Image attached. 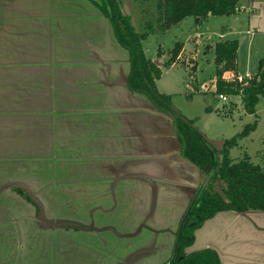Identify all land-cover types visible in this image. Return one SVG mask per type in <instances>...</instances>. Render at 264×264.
I'll return each mask as SVG.
<instances>
[{
  "label": "crops",
  "instance_id": "obj_1",
  "mask_svg": "<svg viewBox=\"0 0 264 264\" xmlns=\"http://www.w3.org/2000/svg\"><path fill=\"white\" fill-rule=\"evenodd\" d=\"M129 72L90 0H0V264L173 257L200 174ZM194 236L187 255L264 264V211L220 212Z\"/></svg>",
  "mask_w": 264,
  "mask_h": 264
},
{
  "label": "trees",
  "instance_id": "obj_2",
  "mask_svg": "<svg viewBox=\"0 0 264 264\" xmlns=\"http://www.w3.org/2000/svg\"><path fill=\"white\" fill-rule=\"evenodd\" d=\"M100 13L107 18L113 27L118 43L128 51L130 72L127 87L130 91L144 95L154 107L170 117L176 136L182 147V156L201 174L207 165L211 170L206 172L207 178L200 187L196 199L191 204L186 219L177 234V242L173 257L166 264H221L214 251L205 250L187 255L186 251L195 241L194 232L206 220L220 212L233 211L239 214L248 211H264V169L251 163L249 158L235 163L230 158V150L238 142L247 138L256 129V123L247 125L242 133L224 141L221 149H215L206 143L194 122L179 114L172 102V96L161 94L156 82L161 79L162 71L147 58L142 42L153 32L152 28L137 33L133 29L130 16L120 10L118 0H90ZM239 0H162L163 31H168L187 17L195 19L198 25L211 17L228 16L240 12L237 7ZM184 52V44L176 43L169 51L168 60L163 67L170 68L179 63ZM215 93L219 96H238L241 98L245 113L254 115L260 98H264V64L260 65L255 74L244 78L242 83L224 79L226 72L237 73L238 42L224 40L215 43ZM158 58L166 56L160 48ZM194 64V62H193ZM193 69H196L193 66ZM236 76V75H235ZM237 77V76H236ZM209 112L211 110L208 109ZM214 155L212 158L209 150ZM226 183V187H217L216 182ZM228 200L225 203L217 189Z\"/></svg>",
  "mask_w": 264,
  "mask_h": 264
},
{
  "label": "rangeland",
  "instance_id": "obj_3",
  "mask_svg": "<svg viewBox=\"0 0 264 264\" xmlns=\"http://www.w3.org/2000/svg\"><path fill=\"white\" fill-rule=\"evenodd\" d=\"M118 2L121 12L123 9L126 15H130L135 32L153 29L142 46L147 58L160 63L162 76L157 83L158 91L172 96L174 109L193 121L195 128L213 142L230 140L242 133L247 125L256 123L257 129L251 137L239 141L231 159L237 163L249 158L251 163L264 169V98H260L256 113L250 115L245 113L240 97L227 96L228 101L224 102L214 95L215 90L211 88L216 71V42H238V71L243 78L255 74L260 61L264 64V0H239L236 8L240 12L211 17L201 25L194 18L187 17L168 31L162 30V0ZM176 43L184 44L179 63L171 68L163 67L168 60V52ZM160 48L166 55L162 58L157 55ZM161 115L171 121L164 113ZM67 227L69 231L74 229L71 225Z\"/></svg>",
  "mask_w": 264,
  "mask_h": 264
},
{
  "label": "water",
  "instance_id": "obj_4",
  "mask_svg": "<svg viewBox=\"0 0 264 264\" xmlns=\"http://www.w3.org/2000/svg\"><path fill=\"white\" fill-rule=\"evenodd\" d=\"M154 64L156 65V66H158L159 67V65H160V63L158 62V61H154ZM198 132H199V134H201V136L203 137V139L206 141V143L207 144H209V145H211V146H213L215 149H221L222 147H223V145H224V142L223 141H211V140H209L202 132H200L199 130H198ZM206 148L209 150V152H210V154H211V156H212V158H214V155H213V153L211 152V150L206 146ZM211 170V166L210 165H207L206 166V168H205V172L203 173V174H201L200 173V171L198 170V173L200 174V185L202 186V185H204L205 184V182H206V178H207V174H206V172H209ZM215 186H217V187H226L227 186V184L226 183H221V182H216L215 184H214ZM200 186V187H201ZM217 191L220 193V195H221V197L223 198V200H224V202L225 203H228V200L222 195V193L220 192V189L218 188L217 189ZM195 199H196V196L193 198V200H192V203L191 204H193L194 203V201H195Z\"/></svg>",
  "mask_w": 264,
  "mask_h": 264
},
{
  "label": "built area",
  "instance_id": "obj_5",
  "mask_svg": "<svg viewBox=\"0 0 264 264\" xmlns=\"http://www.w3.org/2000/svg\"><path fill=\"white\" fill-rule=\"evenodd\" d=\"M232 81H237V82L242 83L244 81V78L243 77H240V76H237V77L232 78ZM219 99H221L224 102L225 101H228V99H227L226 96H219Z\"/></svg>",
  "mask_w": 264,
  "mask_h": 264
}]
</instances>
